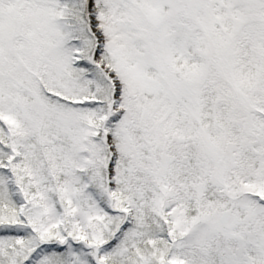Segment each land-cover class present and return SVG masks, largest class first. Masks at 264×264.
I'll return each instance as SVG.
<instances>
[{
  "label": "snow or ice",
  "instance_id": "snow-or-ice-1",
  "mask_svg": "<svg viewBox=\"0 0 264 264\" xmlns=\"http://www.w3.org/2000/svg\"><path fill=\"white\" fill-rule=\"evenodd\" d=\"M0 264H264V0H0Z\"/></svg>",
  "mask_w": 264,
  "mask_h": 264
}]
</instances>
